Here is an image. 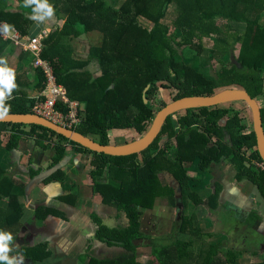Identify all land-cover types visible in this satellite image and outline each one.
<instances>
[{"label":"trees","instance_id":"trees-1","mask_svg":"<svg viewBox=\"0 0 264 264\" xmlns=\"http://www.w3.org/2000/svg\"><path fill=\"white\" fill-rule=\"evenodd\" d=\"M48 3L59 8L64 21L44 39L41 59L50 63L56 84L66 90L68 98L85 106L80 112L82 122L74 129L101 144L110 145L112 130L127 129L145 135L156 111L167 104L156 101L155 94L160 88L175 90L174 100L191 95H214L221 89H244L252 97L264 100V0H124L117 8L107 5L105 0H48ZM20 4L18 11H9L0 0V21L23 35L39 34L42 29L31 18L34 6L25 7L24 0H20ZM171 5L176 10L172 25L183 40L177 43L180 49H198L197 56L201 57L204 50L202 52L201 46L193 44V39L215 37L211 55V61L219 64L215 75L207 77L182 61L163 22ZM139 18L150 22L152 27H142ZM231 29L233 33L216 38ZM90 34L98 35V39L90 41L86 56L81 58L73 42ZM236 45H239L236 63L224 60ZM16 48L11 41L0 38V57L7 51L13 54ZM21 60L22 65L32 67L33 78L26 81L14 74L15 87L4 102L8 113H33L36 98L28 95V90L41 92L47 83L44 71L33 67L32 55L22 51ZM203 63L198 62V66L203 68ZM5 64L10 68V63ZM93 66L97 67L98 76ZM62 110L67 108L63 106ZM241 111L220 105L177 111L168 116L158 137L147 149L127 156L91 151L38 125L0 123V136L8 152L18 149L22 142L32 137L38 147L47 149L51 147L47 143L50 140L55 152L51 167L63 161L69 146L91 157L95 196L124 214L128 224L109 227L97 215H92L97 225L95 238L122 250L102 258L83 255L88 264H239L231 249L224 252L221 243L201 240L204 231L201 224L194 222V212L184 213L181 221L173 224L171 233H176V238L171 240V234L170 244L164 243V235L158 239L151 237L155 239H152L153 258L141 259L138 248L143 239L150 238L141 231L143 212L152 209L157 199L165 200L170 207L176 206L174 190L158 179L162 171L169 172L178 182L184 212L188 200L196 207L204 204L190 190L186 163H197L201 173H208L212 163L229 161L235 166L238 180H249L264 198V171L252 165L253 161L264 160L257 148L253 121L251 125L242 122ZM262 113L264 119V109ZM248 128L251 131L246 134ZM226 134L231 146L223 143ZM171 139H175L176 151L167 157L161 142L170 149ZM31 171L33 176L39 173ZM104 176L106 179L100 181ZM65 177L57 171L46 181L64 180ZM200 183L206 184V181L201 179ZM24 190L23 183L17 184L0 170V202L7 201L3 208L0 207V231L10 233L14 239H18L20 227H23L20 220H23L25 209L18 202V194ZM217 192L208 197L206 206L211 212L218 208ZM74 197L68 195L67 198L70 201ZM67 198L61 197L64 201ZM54 213L40 207L36 211L37 221L42 222ZM20 251L23 260L29 263L51 255L46 243L23 246Z\"/></svg>","mask_w":264,"mask_h":264},{"label":"rangeland","instance_id":"rangeland-1","mask_svg":"<svg viewBox=\"0 0 264 264\" xmlns=\"http://www.w3.org/2000/svg\"><path fill=\"white\" fill-rule=\"evenodd\" d=\"M124 0H105V3L107 5H112L115 6L116 8L123 2ZM2 2V6L5 7L7 10L9 11H18L19 8L21 7L20 4V0H1ZM176 18V10L175 7L173 5H171L168 9L167 12V16L163 19L164 24L167 26L168 28V34L171 35L172 38V43L177 51L178 54H180L182 56V61L185 62L188 66L192 67L195 69V71H197L198 73H204V75H206L207 77H211V75H215V71L218 69V62L216 60H212L211 61V55L213 53V49H214V45H215V37H202L201 39L199 38H195L193 39V44H196L198 46H201L202 48V52L204 50V53L202 54L201 57H198V49H191V48H184V49H180L177 46L178 42H182L183 40L180 38L181 33L172 25L174 19ZM63 14L59 12V8H54V14L52 16V18L50 19H46L43 23H37L35 21V23H37L38 27H41V33H46L48 35V33L51 32V30L55 29L57 26L61 27L63 24ZM138 23L145 28L150 29L152 27V24L148 21H146L143 18H139L138 19ZM235 31H237V29L235 28ZM226 32L228 33H221L219 35H217L216 38L218 37H225L231 33L234 32V30H226ZM98 35H92L90 34L88 37L82 36L81 38L75 40V42H73V45L75 47L76 53L78 54V56H80L81 58L85 57L87 54V50H88V44L90 43V41L92 39H98L97 38ZM229 41H231V39L228 37ZM238 49H239V45H236L235 48L233 49V51L231 52V54L229 53L227 55V59L225 58L224 60H228V62H232V63H236V55L238 53ZM217 50V49H216ZM215 50V51H216ZM231 55V56H230ZM0 59L4 60L5 62L10 63V69H12L14 71V74L17 76H20L22 78H24V80L26 81H31L33 78V69L30 66H24L23 64V60H21V51L20 48H16L15 52L13 54H10L9 51L6 52L5 55L1 56ZM179 61V60H178ZM198 62H204L203 63V68L198 66ZM209 63H211L210 65H212L211 67L209 66ZM92 70L94 71L95 75H99L100 73L97 72V67L93 66ZM181 82H183V79L181 80ZM16 84V83H15ZM20 88V87H19ZM226 89H221V90H216V92H221L224 91ZM28 95H30L31 97H36L38 95L37 91L34 90H28ZM176 95V91L171 89V88H160L156 94H155V98L156 101H163L165 103H170L172 102L174 99V96ZM262 107H264V100L261 102ZM223 108L226 107H233L236 110H242L241 111V116L240 119H242V122H246L248 125H251L252 121H253V112L250 106H246L244 103L242 102H234V103H226V104H222L220 105ZM82 109H84V104H81ZM200 107H189L186 109H182L179 110L181 112H186L187 110L192 111L194 109H198ZM83 112V110H82ZM157 112V111H156ZM177 113L175 114V119H177ZM225 123V120L222 121V125ZM195 125V123H193ZM198 125L202 126L200 123H198ZM204 127V126H202ZM27 130H30V128H27ZM113 131V130H112ZM111 131V136L113 137L110 140V144H113L115 146H124V145H128V144H134L136 143L138 140H140L141 138L144 137V135H140L136 132H130L129 131H119L116 132L114 135L112 134ZM251 129H247L245 131L246 134L250 133ZM55 140V139H54ZM163 140H165L163 138ZM27 142L29 143V147L31 148V152L32 154L30 155L29 161L32 164L33 163V159L35 157L34 152L37 150V152H41L43 153V155H46V158H50L52 157L53 160V155H54V150L52 148V142L50 140L47 141V143H49L51 145V147H48L47 149H41L40 147H38L36 145V139L34 137L29 138L27 140ZM223 143L227 144L229 146H231V139L229 137L228 134H226L223 138ZM168 145H171L170 149H168L169 147H165L163 142H161V148L164 149V155L165 156H169L171 153H174L176 151V143H175V139H171L168 142ZM210 146H212V144H210ZM249 152V150H248ZM79 154H77L76 152L73 155V164L70 161H68L70 163V166L65 164L63 165L65 168V171L67 172V174L59 169L62 173L66 174V182H65V186L67 187V189H72L76 184H77V180L78 177L81 176L83 169H85V164H87V162H89V160L91 159L90 157L89 160H86V158H78ZM248 156V153H247ZM68 157V156H66ZM65 157V158H66ZM64 158V159H65ZM42 159V158H41ZM67 159V158H66ZM44 160V159H43ZM78 160V161H77ZM52 163V162H51ZM66 163V162H65ZM250 162L247 163V166L249 167ZM255 164L256 168L258 170H260L258 167V163L257 161H253L252 165ZM36 165L35 163L32 164V166ZM47 166V165H46ZM88 166V165H87ZM48 167V166H47ZM184 167L187 169L188 172V176L190 179V183H191V187L190 190H193L197 195H198V199H202L204 201V204L201 206L196 207L194 204H192L189 200V205L187 207V210L184 212V208L183 205L180 203L181 201V188L178 185V182L174 179V177L166 171H162L160 173H158V179L161 181H164L165 183H167L170 187H172V189L175 192V197H176V206L174 207V212L171 209H168V211L170 212L171 216H172V221H174L173 223H179L181 221V216L184 213H189L191 214L192 212H194L196 214V218L194 219V222H197V224H201L202 229H203V233L201 234V240H203V242H207V243H211V244H219L221 243L222 245V250L225 252L227 249H231L233 253H235L236 256V261L239 264H250V263H263L264 262V236L262 234H259L257 231L262 232L261 230H263L264 233V229L263 228H259L257 230V224H258V219L260 218L261 221H264V198L263 195L261 194L260 191H258L257 188H255L254 192H256L255 195H258V198L261 199V201H258L255 204V210H253L254 212H252L250 214V217H248L246 219V215H244L242 217H239V215H235V214H229L227 215H219V214H214L211 213V211L209 210V208L206 206L207 201H208V197L210 196V194H214L217 190L218 184L216 183V179H218L217 174L219 173L220 175L225 174V172H231L232 168L235 170V166L234 164L230 163L229 161L226 160H221V162L219 163H212L210 165V170L208 173H201L197 163L192 164V163H186L184 165ZM232 167V168H231ZM46 169V168H44ZM0 170H2L0 168ZM231 170V171H230ZM50 172V171H48ZM231 175V174H230ZM232 178V177H231ZM235 181L240 182V180H238L237 178V173L236 175H234ZM99 179V178H98ZM100 181H104L106 179V176L101 177ZM204 179L206 181V184H202L200 183V180ZM246 182H241L240 184L238 183L237 186L241 187L243 195H250L251 192H249L250 190L252 191L253 189V185L252 183L245 179ZM244 180V181H245ZM248 182V183H247ZM250 194H249V193ZM218 194V192H217ZM104 204V203H103ZM165 204H167V202L165 200H161V199H157L154 203V206H156V214L160 216V212L159 210L162 209L163 206H165ZM106 205V204H105ZM109 206V205H108ZM159 206V207H158ZM154 208V207H153ZM164 208V207H163ZM114 212L113 213H117L116 209L113 207ZM149 210L152 209H146L143 212V215H146L148 213ZM210 212V213H209ZM107 216L110 215V213H106ZM124 215V214H122ZM255 216V217H254ZM260 216V217H258ZM205 217H210V219H204ZM128 222V220H126ZM164 220H161L158 224V227L156 225V227H148L144 229L141 226V231L144 230V233L150 237L148 239H143L140 243V246L138 248V255L141 259H148V258H153L151 252H152V245L154 244L155 239L151 238V235H153V237H162L164 235L165 241L164 243L166 244H170L171 240H173L174 238H176V233H171V228L169 227L170 222H167L166 224L163 222ZM157 222V221H156ZM118 223V222H117ZM116 223V224H117ZM146 224L149 226V221H146ZM160 226V227H159ZM165 233V234H163ZM172 234V236H171ZM172 238H171V237ZM171 238V240H170ZM153 239V240H152ZM75 241V246L72 247L71 249H69V253H70V259L72 260L71 262L74 264H79L77 262V257H76V253L79 251H83L82 253V260H84L83 255L87 257L89 256L87 251L85 250L86 253H84V249H82L81 243L74 240ZM89 247V244H85L84 247L86 248ZM78 251H77V250ZM103 249V248H101ZM105 249V248H104ZM109 250V249H107ZM75 251H77L75 254H73ZM86 257V258H87ZM81 260V261H82ZM27 262L25 260H23V264ZM87 264V261L85 262V260L83 261L82 264Z\"/></svg>","mask_w":264,"mask_h":264},{"label":"crops","instance_id":"crops-1","mask_svg":"<svg viewBox=\"0 0 264 264\" xmlns=\"http://www.w3.org/2000/svg\"><path fill=\"white\" fill-rule=\"evenodd\" d=\"M119 131L130 132V130L127 129L113 130L112 134L114 135ZM132 131L133 130H131V132ZM109 138H113L111 136V132L109 133ZM68 151L69 153L67 155L68 157H66L67 159L65 158L58 165L51 167L52 157L49 161V158L45 159L46 155H43V153L37 152L36 150L34 152L35 157L33 159V163L36 165L32 166L33 163L31 164V160L29 161L32 152L27 141L22 142L18 149L8 152L5 150L0 136V168L11 180L17 184L23 183L25 185L24 193L21 192L18 194V202L21 203L25 209L23 220H20L23 222V227H20L18 239L13 238L9 243V247L11 249L9 256L19 258L21 256V247H32L40 243H46L51 252L50 256L41 261L37 260V262L32 263L27 261L24 264H74L70 259L74 255L70 257L69 253V249L75 246L74 240L81 243L84 253H86L85 250H88L87 253L89 255L99 258L112 255L113 253L122 250L118 247L107 246L105 243H102L95 238L97 225L93 221L92 215H97L102 220L103 224L109 227H125L128 224L126 221L127 218L117 210L116 214L113 213V207L103 204L101 198L99 196H95L92 189L94 181L91 176L94 167L90 157H87L89 155L78 153L71 146H69ZM75 152L79 154V159H90L89 162L84 165L85 169H83V172L81 173L82 175L78 177V180L76 181L77 184L70 190L65 186V182L67 180L66 177L64 180L47 182L46 180L57 171H60L59 169L63 170L67 174L63 165L67 164L70 166L68 161L71 163L74 162L73 155ZM31 170L39 171V173L33 176V172ZM234 175L235 171L233 168L230 173L225 172L223 175H220L219 173L217 174L218 179H216V183L218 184V208L216 209L217 213H211L223 216H228L231 213L239 215V217H241V215L242 217L246 215L247 219L250 217V214L254 212L253 210L256 209L255 204L258 201H261V199L258 198V195H255L256 192H254V190L257 187L253 184L252 185L254 187L252 191H249L251 194L248 192L250 195H243V193H241V187H238L237 184L246 182V180L242 179L240 182H237L235 181ZM68 195H75V197L69 201L67 198ZM61 197H65L67 199L64 201ZM6 202V200H2L0 202V207L3 208ZM40 207L51 209L55 213L48 215L42 222H38L36 218V211ZM163 207L159 210L160 216L156 214V206H154L152 210H149L146 215H142L141 226L143 229L144 227L148 228L150 226L156 227V225L158 227L161 220H164L163 222L165 224L170 222L169 227L172 229L174 221H172V216L168 209L173 210L174 207H170L167 204ZM106 213H110V215L107 216ZM206 218L210 219V217H205L204 219ZM256 219L260 220L256 226L257 230L259 228L264 229V221H261V219L257 217ZM146 221H149V226L146 224ZM261 231L262 232H257L264 236L263 230ZM142 232L144 233V230ZM151 237H153V235H151ZM85 244H89L90 248L87 246L85 248ZM82 253L83 251L76 253V260L79 264H82L84 261L80 259ZM86 261L87 259H85V262Z\"/></svg>","mask_w":264,"mask_h":264},{"label":"water","instance_id":"water-1","mask_svg":"<svg viewBox=\"0 0 264 264\" xmlns=\"http://www.w3.org/2000/svg\"><path fill=\"white\" fill-rule=\"evenodd\" d=\"M236 101L245 102L252 109L254 131L258 144L257 148L264 160L263 107L258 98L252 97V95L244 89H226L221 92H216L214 95H191L173 100L156 113L150 129L143 138L134 144L124 146L101 144L90 136L83 135L75 129L63 127L35 113H7L3 119H0V123L42 126L91 151L112 156H127L140 153L147 149L158 137L169 115L183 108L215 107ZM145 102H147V99H145Z\"/></svg>","mask_w":264,"mask_h":264},{"label":"built area","instance_id":"built-area-1","mask_svg":"<svg viewBox=\"0 0 264 264\" xmlns=\"http://www.w3.org/2000/svg\"><path fill=\"white\" fill-rule=\"evenodd\" d=\"M6 22L0 21V38L11 41L20 48V51L33 56V67L41 68L47 78V83L41 92L35 97L36 102L33 106V113L42 116L63 127L74 129L82 122L80 112L81 104L68 98L66 90L56 84L50 63L41 59V53L45 47L44 39L46 33H39L35 36L23 35L20 31L11 27L8 33L3 31V25ZM7 24V23H6ZM67 110L63 111L62 107ZM258 168L264 171V162H259Z\"/></svg>","mask_w":264,"mask_h":264},{"label":"clouds","instance_id":"clouds-1","mask_svg":"<svg viewBox=\"0 0 264 264\" xmlns=\"http://www.w3.org/2000/svg\"><path fill=\"white\" fill-rule=\"evenodd\" d=\"M24 3L25 7L34 6L31 18L37 23H43L46 19L52 18L54 14V8L48 3V0H24ZM2 27L3 31L8 33L12 26L5 23ZM14 79V71L6 66L4 60L0 59V119H3L8 113L4 102L15 87ZM252 126L254 128V123ZM12 239L10 233L0 231V264H23L22 256L19 258L9 256L11 251L9 243Z\"/></svg>","mask_w":264,"mask_h":264},{"label":"flooded vegetation","instance_id":"flooded-vegetation-1","mask_svg":"<svg viewBox=\"0 0 264 264\" xmlns=\"http://www.w3.org/2000/svg\"><path fill=\"white\" fill-rule=\"evenodd\" d=\"M259 101L262 102L263 100H262V99H259ZM263 109H264V107H263ZM157 112H158V111H157ZM157 112H156V113H157ZM155 115H156V114H155ZM263 162H264V161H263Z\"/></svg>","mask_w":264,"mask_h":264}]
</instances>
